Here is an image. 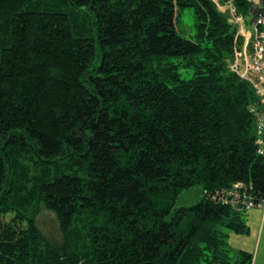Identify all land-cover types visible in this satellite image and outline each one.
I'll list each match as a JSON object with an SVG mask.
<instances>
[{
  "label": "trees",
  "instance_id": "1",
  "mask_svg": "<svg viewBox=\"0 0 264 264\" xmlns=\"http://www.w3.org/2000/svg\"><path fill=\"white\" fill-rule=\"evenodd\" d=\"M236 33L214 0H0V264H254L229 243L264 210ZM241 183L250 208L213 198Z\"/></svg>",
  "mask_w": 264,
  "mask_h": 264
},
{
  "label": "built area",
  "instance_id": "2",
  "mask_svg": "<svg viewBox=\"0 0 264 264\" xmlns=\"http://www.w3.org/2000/svg\"><path fill=\"white\" fill-rule=\"evenodd\" d=\"M214 1L237 28L234 60L230 63V70L246 79L260 98L258 106H252V111L256 118L257 150L260 155L264 156V16H260L257 21H252L253 14L250 12L248 15L241 13L234 0L225 3L219 0ZM247 1L249 8L252 5H255L256 8L263 7L261 0ZM240 187H243L242 183L235 184L231 190H217L213 194V198L225 203L233 201L237 209L242 208L244 203L246 208H250L253 201L247 196L242 197Z\"/></svg>",
  "mask_w": 264,
  "mask_h": 264
},
{
  "label": "rangeland",
  "instance_id": "3",
  "mask_svg": "<svg viewBox=\"0 0 264 264\" xmlns=\"http://www.w3.org/2000/svg\"><path fill=\"white\" fill-rule=\"evenodd\" d=\"M177 31L180 35L189 38H197V27H196V15L193 7H184L179 10V17L177 22ZM192 70L188 72V75H191ZM202 198V189L199 186H193L183 190L176 199V207L180 206H191L198 203ZM264 208V207H263ZM264 216V210L261 208H253L248 212L243 214V218L246 220L249 219L250 222V233L245 235H240L236 233H231L229 238L230 245L237 249L243 248L250 250L253 244V252L256 251L257 240L259 233L262 229L261 222ZM44 220V217H43ZM263 224V223H262ZM43 229L48 232H52L55 229V225L49 221V218H45L43 223ZM262 244V243H261ZM261 249V250H260ZM260 250V256H263L262 263L264 264V244L257 248V251ZM257 254V252H256ZM260 258V257H259Z\"/></svg>",
  "mask_w": 264,
  "mask_h": 264
},
{
  "label": "crops",
  "instance_id": "4",
  "mask_svg": "<svg viewBox=\"0 0 264 264\" xmlns=\"http://www.w3.org/2000/svg\"><path fill=\"white\" fill-rule=\"evenodd\" d=\"M248 222H250L249 219H248ZM262 223H263V224H262ZM262 226H263V227H262ZM261 227H262V229H261V231H260V233H259V236H258V238H257V240L259 241V244H257V247H256L255 258H254V264H263V263H262L263 256H260V250H261V249L257 251V248L259 249L260 246L264 244V216H263V218H262ZM261 243H262V244H261ZM252 246H253V244H252ZM252 246H251V249H250V250L253 251V247H252ZM256 252H257V254H256ZM263 254H264V251H263ZM259 257H260V258H259Z\"/></svg>",
  "mask_w": 264,
  "mask_h": 264
},
{
  "label": "water",
  "instance_id": "5",
  "mask_svg": "<svg viewBox=\"0 0 264 264\" xmlns=\"http://www.w3.org/2000/svg\"><path fill=\"white\" fill-rule=\"evenodd\" d=\"M261 4L263 5L261 8H256V6L253 5L250 9V11L253 13V21H257L260 16H264V0H261Z\"/></svg>",
  "mask_w": 264,
  "mask_h": 264
},
{
  "label": "bare ground",
  "instance_id": "6",
  "mask_svg": "<svg viewBox=\"0 0 264 264\" xmlns=\"http://www.w3.org/2000/svg\"><path fill=\"white\" fill-rule=\"evenodd\" d=\"M252 6H253V5H252ZM252 6H251V7H252ZM251 7L249 8V12H250V13H252V12L250 11ZM252 14H253V13H252ZM252 21H253V20H252Z\"/></svg>",
  "mask_w": 264,
  "mask_h": 264
}]
</instances>
